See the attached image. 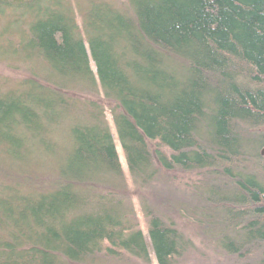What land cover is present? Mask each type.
Masks as SVG:
<instances>
[{
  "label": "trees",
  "instance_id": "obj_1",
  "mask_svg": "<svg viewBox=\"0 0 264 264\" xmlns=\"http://www.w3.org/2000/svg\"><path fill=\"white\" fill-rule=\"evenodd\" d=\"M84 2L0 0V264H151L107 110L157 264L181 210L264 264V0Z\"/></svg>",
  "mask_w": 264,
  "mask_h": 264
},
{
  "label": "rangeland",
  "instance_id": "obj_2",
  "mask_svg": "<svg viewBox=\"0 0 264 264\" xmlns=\"http://www.w3.org/2000/svg\"><path fill=\"white\" fill-rule=\"evenodd\" d=\"M85 0H75L78 5H84ZM25 73L23 70H14L9 67L5 63H0V77L6 78L10 82H15L23 77H25ZM107 106V103L104 104ZM106 121L109 125L110 132L115 144V148L117 150L118 160L127 182L128 186V194L131 197V201L134 206L136 218L138 221L139 228L141 229L143 235L145 236V241L147 242V246L150 252V263L157 264L155 258L152 254V250L150 244L148 242V238L146 235L147 224L142 215V212L139 207L138 197L139 195L144 196L146 199L152 198V195L155 191L159 192L162 190L158 185L154 191H149L146 189L143 193H137L131 185L129 180V175L126 169V164L124 161L123 154L120 150L119 142L116 137L115 130L113 128L111 122V116L109 114V110L106 111ZM263 151V153H262ZM260 153L262 158H264V148L260 149ZM202 175L198 173H182L180 171H173L165 173L163 176V183H165L164 187L167 189V193L169 196H173V198L178 197L180 202L187 201L190 198L191 194L197 190L198 184L201 183ZM173 218V217H172ZM176 226L182 232L184 237L190 241V245L185 253L177 260L176 264H244L247 263L246 260H234L235 257H229L227 254L222 253V251L217 246L215 240L218 237V233L222 232V228L220 226H210L206 228V225L198 223L196 221V217L194 213L190 210H181L180 214L176 218ZM220 230V231H219ZM219 231V232H218ZM225 234L230 233L229 229L224 230ZM252 264H256L255 260L251 262ZM110 264V263H107Z\"/></svg>",
  "mask_w": 264,
  "mask_h": 264
},
{
  "label": "water",
  "instance_id": "obj_3",
  "mask_svg": "<svg viewBox=\"0 0 264 264\" xmlns=\"http://www.w3.org/2000/svg\"><path fill=\"white\" fill-rule=\"evenodd\" d=\"M262 153H263V151H262Z\"/></svg>",
  "mask_w": 264,
  "mask_h": 264
}]
</instances>
